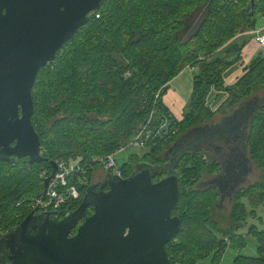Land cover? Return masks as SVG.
<instances>
[{
	"label": "trees",
	"instance_id": "16d2710c",
	"mask_svg": "<svg viewBox=\"0 0 264 264\" xmlns=\"http://www.w3.org/2000/svg\"><path fill=\"white\" fill-rule=\"evenodd\" d=\"M90 16L57 57L40 69L32 89V123L48 160L0 159V238L35 208L44 179L53 170L49 160L89 162L94 156L115 153L157 107L154 118L170 113L169 127L176 133L158 137L143 153H131L120 165L122 177H129L144 162L153 168V181L167 175L170 167L178 170L181 194L173 213L182 224L166 244L171 264H196L209 256L212 264H220L227 248L246 246L239 230L248 217L257 216L256 208L264 206V101L247 121L245 141L262 174L235 191L226 220L215 213L219 187L198 186L203 173L213 176L221 170L209 146L176 149L195 128L213 125L219 112L227 117L264 91V50L247 63L241 55L252 38L246 31L258 27L259 17L264 19V0H104ZM237 63L243 72L227 83L225 74ZM189 66L199 71L193 77L187 110L179 119L164 104L163 94ZM99 169L87 173V184H78L81 197L60 212V218L79 207ZM262 225L248 228L257 239L258 255L239 253L235 264H264Z\"/></svg>",
	"mask_w": 264,
	"mask_h": 264
},
{
	"label": "water",
	"instance_id": "95a60500",
	"mask_svg": "<svg viewBox=\"0 0 264 264\" xmlns=\"http://www.w3.org/2000/svg\"><path fill=\"white\" fill-rule=\"evenodd\" d=\"M103 1L0 0L1 160H48L32 123L33 86L40 69ZM49 162L53 170L43 195L58 170L55 160ZM105 185L106 190L89 185L79 207L63 218L57 211H30L0 238L9 264H171L166 244L182 224L173 213L181 194L174 168L153 181V168L141 163L129 177L107 173Z\"/></svg>",
	"mask_w": 264,
	"mask_h": 264
},
{
	"label": "rangeland",
	"instance_id": "374dc122",
	"mask_svg": "<svg viewBox=\"0 0 264 264\" xmlns=\"http://www.w3.org/2000/svg\"><path fill=\"white\" fill-rule=\"evenodd\" d=\"M263 25L264 19L262 21L261 17H259L257 28H260ZM263 50L264 49H262V51ZM247 62L248 61H246V63ZM198 71V67H187L171 81V85L169 87L174 91L177 90V93L180 95L182 100H185V102L188 101L191 96L193 89V77L198 73ZM167 92L168 90L163 94V99ZM263 95L264 91H261L257 96L251 98L247 102V105L236 109L227 117L222 118L223 112H219L216 115V118H214V123H212L213 125L195 128L181 139L180 146L176 149L180 151L183 149L181 147L185 145L190 148L197 147L199 145L209 146L208 151L211 157L220 163L221 170L216 172L213 176L203 173L198 186H200L199 188L209 186L219 187L221 198L217 201L215 213H217V215L220 214L223 220H226L230 214V210L233 205L232 198L235 191L240 187L256 182L260 179L262 174V171L258 169L250 159L245 141L246 135L248 134L247 121L250 115L263 103ZM186 106L187 104H185L181 109V115L185 114V111L187 110ZM144 150L145 149L130 147L119 152L115 157L118 166L126 161L131 153H143ZM100 169L103 170L102 168ZM174 171L175 173H178V170L175 168ZM111 174L114 173L111 172ZM95 176L96 174H94L92 181L97 179V176ZM241 199L247 204L250 211L251 205L248 204L247 199L245 197H242ZM256 211L257 216L248 217L246 226L239 230L240 233L245 235L246 246L243 249H236L233 246L227 248L221 258L220 264H235L234 259L239 253L249 256L258 255L257 239L252 234H248V228L250 225H257L262 228V222H264V206L256 208ZM0 264H7L1 245ZM196 264H212L211 257L209 256L199 259Z\"/></svg>",
	"mask_w": 264,
	"mask_h": 264
},
{
	"label": "built area",
	"instance_id": "2783aa9c",
	"mask_svg": "<svg viewBox=\"0 0 264 264\" xmlns=\"http://www.w3.org/2000/svg\"><path fill=\"white\" fill-rule=\"evenodd\" d=\"M247 34L252 35L261 47L264 49V25L260 28L246 31ZM159 93L156 94L158 99ZM157 101H155L156 104ZM157 107L151 111V115L146 123L136 132L134 137L115 153L108 155L94 156L89 162H82L80 159L72 160H56L58 170L55 176L50 180L46 193L36 199L35 208L37 212L68 211L74 203L81 197L79 190V183H88L87 173L98 166L106 172H113L115 175L122 177L120 165L116 161V155L130 147L144 149L150 143H154L158 137L170 138L176 133L174 127H169V120L172 115L169 113L167 116L160 115L158 119L154 118ZM76 176L75 180H71ZM34 208V209H35Z\"/></svg>",
	"mask_w": 264,
	"mask_h": 264
},
{
	"label": "crops",
	"instance_id": "0c3cea01",
	"mask_svg": "<svg viewBox=\"0 0 264 264\" xmlns=\"http://www.w3.org/2000/svg\"><path fill=\"white\" fill-rule=\"evenodd\" d=\"M262 49H263V47H261L259 45V43L254 38L249 39L248 42L246 43V45L244 46L242 53H241L244 62L249 61L251 58L258 55L262 51ZM242 72H243L242 65L240 63L235 64L226 72V74H225L226 82L227 83L234 82L236 80V78L242 74ZM173 79H175V78H173ZM171 81H170L169 85H171ZM216 94H217V92L214 91L213 94L211 95L212 101L215 100ZM163 102L169 108V110L173 113L174 116L181 119L183 117V115H181V109L183 108V106L188 101L185 102L184 99L182 100L180 95L177 93V90L174 91L169 87L167 94L164 96ZM100 173L106 174L107 172L99 169V170L95 171L94 174H96V176H97Z\"/></svg>",
	"mask_w": 264,
	"mask_h": 264
},
{
	"label": "flooded vegetation",
	"instance_id": "af4514ba",
	"mask_svg": "<svg viewBox=\"0 0 264 264\" xmlns=\"http://www.w3.org/2000/svg\"><path fill=\"white\" fill-rule=\"evenodd\" d=\"M106 174H103V173H100L98 176H97V179L95 181H91L90 185L91 186H94L93 187V190H100V189H104L106 190L108 187L107 185H105V182H106ZM91 209H93L92 207H89L87 209V215H91L93 213V211H91ZM68 214V213H67ZM60 218V217H59ZM83 222V219L79 222V225ZM78 225V227H79ZM78 227L74 228L71 233L69 234V236H74L77 231H78ZM14 244V243H13ZM2 246V252L4 253V256H5V259L7 261V264H8V249L5 248L4 245L0 244Z\"/></svg>",
	"mask_w": 264,
	"mask_h": 264
}]
</instances>
